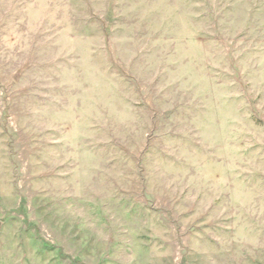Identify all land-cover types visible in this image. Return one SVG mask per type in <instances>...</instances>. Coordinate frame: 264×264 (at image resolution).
Segmentation results:
<instances>
[{"label": "rangeland", "instance_id": "374dc122", "mask_svg": "<svg viewBox=\"0 0 264 264\" xmlns=\"http://www.w3.org/2000/svg\"><path fill=\"white\" fill-rule=\"evenodd\" d=\"M0 264H264V0H0Z\"/></svg>", "mask_w": 264, "mask_h": 264}]
</instances>
